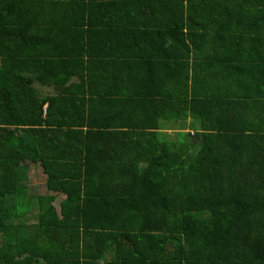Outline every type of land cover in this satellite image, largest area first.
Instances as JSON below:
<instances>
[{"label":"trees","instance_id":"obj_1","mask_svg":"<svg viewBox=\"0 0 264 264\" xmlns=\"http://www.w3.org/2000/svg\"><path fill=\"white\" fill-rule=\"evenodd\" d=\"M213 44L264 47V1L0 0V264H264V62Z\"/></svg>","mask_w":264,"mask_h":264},{"label":"crops","instance_id":"obj_2","mask_svg":"<svg viewBox=\"0 0 264 264\" xmlns=\"http://www.w3.org/2000/svg\"><path fill=\"white\" fill-rule=\"evenodd\" d=\"M221 1H223V0H214V2H217V3H221ZM253 1H264V0H253ZM130 15H132V16H129L130 18L127 19L126 23L134 21L135 15L134 14H130ZM93 17L96 18L97 15H94ZM99 20L104 21L105 19L100 18ZM132 30H135V29H132ZM118 34L119 33L114 32L112 34V36L115 38ZM101 41H103V40L101 39ZM219 45L213 44V45H210V47H208V48L203 46V45H198L196 49H197V52H198V50H205V49H209V51H215V52L220 51V53H215V55H218V56H216V59H217L216 62L217 63H220L223 60H225L226 62L227 61L233 62L234 61L233 58H235V57L237 58L238 52L246 60H253V62H254V60L257 61L258 60L257 58L259 57V60L261 61V63L264 62V47H261V46H253V47L248 46V47H246V46H240L238 44H234L233 47H232V45H230L229 48H224L221 45H220L221 47H219ZM142 48H143V45L140 43H138V44L132 43L129 45L122 43V42L119 44L118 43L117 44H110V43L104 44L103 43L102 49L99 51H101V52L110 51L112 53V57L111 56L104 57V61L106 62V65H104L101 68L100 72L98 71L100 69H98L96 72L93 71L92 75H89V73H87L88 74L87 75V82L88 81L91 82V83L88 82L89 84H92L93 82L96 81V84L93 83V89L97 93L95 96H99V98L101 96H103V98L113 99V100H115V99L116 100H119V99L125 100L124 98H126L127 95H125V94L119 95L118 90H113L116 92H112V88L110 87L112 84H115V82L118 83V82H120V80H122L124 78V73H122L120 71H116L115 68H117V67L111 63H113L117 60H122V59L126 58V56L129 53V50L133 51V52H141ZM156 50L162 51V50H164V48H156ZM192 50H195V49L192 47ZM223 50L233 51L234 53H227V54L223 55L221 53V51H223ZM195 55H197V56H195ZM190 56L192 58L193 64L206 62V61H203V59H201L200 53H198V54L197 53H192V54L190 53ZM184 57L186 58V56H184ZM164 60H166V59H164ZM166 61H170V60H166ZM0 63H1V59H0ZM253 64L258 65L257 63H253ZM94 69H95V66H94ZM150 74H151V72H150ZM91 77H93V78H91ZM89 78H91V79H89ZM76 79L77 78H73L72 82L76 81ZM38 81L36 79V82H38ZM52 81H54V79H52ZM35 86L40 90L41 96L52 95L56 91L54 86H51V85L35 84ZM87 89H89V88H87ZM132 89L135 92V94H134V96H135L136 92L138 91V89H141V87H137L136 90L134 88H132ZM101 90L103 91V94L101 93L102 92ZM110 91L112 93H110ZM98 93L102 94V95H98ZM86 95H87V97H90L91 94L88 92ZM248 99L251 100L253 98L248 97ZM162 123L164 125V128H171L172 126H175V124H173L172 122L162 121ZM192 123H193V118H192V116H190L188 119V127L187 128H190ZM194 123H195V121H194ZM254 127H256V126H254ZM259 127H262V125ZM165 132H172V131L170 129H168V130H165Z\"/></svg>","mask_w":264,"mask_h":264},{"label":"rangeland","instance_id":"obj_3","mask_svg":"<svg viewBox=\"0 0 264 264\" xmlns=\"http://www.w3.org/2000/svg\"><path fill=\"white\" fill-rule=\"evenodd\" d=\"M21 174L23 176V178L21 179L22 184L28 186L29 194L31 196H38L40 194L48 193V189L46 186V177L40 166L29 165L28 171L25 174L24 172H21ZM63 198V196H59L57 198L55 204L58 208H60V202ZM33 202V206H36V201ZM35 221H37V213H30L24 216V223Z\"/></svg>","mask_w":264,"mask_h":264}]
</instances>
